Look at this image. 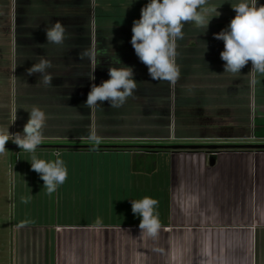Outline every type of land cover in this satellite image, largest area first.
Returning a JSON list of instances; mask_svg holds the SVG:
<instances>
[{"label":"crops","instance_id":"obj_1","mask_svg":"<svg viewBox=\"0 0 264 264\" xmlns=\"http://www.w3.org/2000/svg\"><path fill=\"white\" fill-rule=\"evenodd\" d=\"M237 2L207 0L220 13L207 30L185 22L170 82L151 79L130 43L147 0H0V135L22 133L34 106L47 117L36 153L5 144L28 201L7 222L8 264H264V148L246 147L264 144V75L251 61L223 73L213 35ZM56 21L62 45L46 41ZM40 60L52 65L51 85L27 73ZM109 67L132 68L136 89L121 107H85ZM57 153L68 176L49 195L30 161ZM145 196L158 201L156 241L140 236L131 211Z\"/></svg>","mask_w":264,"mask_h":264},{"label":"clouds","instance_id":"obj_2","mask_svg":"<svg viewBox=\"0 0 264 264\" xmlns=\"http://www.w3.org/2000/svg\"><path fill=\"white\" fill-rule=\"evenodd\" d=\"M258 3L259 0H239L231 5L236 13L234 18L226 28L213 34L215 39L223 41L224 44L220 52V59L224 62L223 73H241V69L251 61L250 71L264 75V5L258 6ZM217 9L208 7L207 0H147L140 10L139 19L132 23L130 43L138 60L147 67L151 79L174 82L179 77L180 69L175 62L176 41L183 39L182 29L185 22L207 30L211 19L220 15ZM212 13L215 15H211ZM44 31L47 43H64L65 28L61 22H52ZM51 66L50 61L40 60L32 64L27 73H39L42 83L51 85L52 76L47 73ZM108 76L109 78L99 85H91L85 107L92 109L105 101H108L112 108L121 107L137 87L130 67H109ZM90 79L94 80V75ZM28 113L29 119L22 133L0 135V152L5 150V144L11 140L21 151L36 153L42 143V129L47 117L43 110L35 106ZM89 140L93 142L91 150H97L100 140L94 134H90ZM30 166L44 182L43 188L49 195L56 191L68 176L59 153L54 161H45L32 155ZM157 205L158 201L149 196L131 200V211L140 218V236H147L152 241L158 239L162 228L156 211ZM96 223L99 225L101 220L97 218Z\"/></svg>","mask_w":264,"mask_h":264},{"label":"rangeland","instance_id":"obj_3","mask_svg":"<svg viewBox=\"0 0 264 264\" xmlns=\"http://www.w3.org/2000/svg\"><path fill=\"white\" fill-rule=\"evenodd\" d=\"M115 158L113 160L117 161ZM9 159L7 153L0 152V247L3 248L0 252V264L10 263L8 247L11 242V229L7 226V222L11 211L19 210L25 205L18 184L19 176H16L17 172L12 171Z\"/></svg>","mask_w":264,"mask_h":264},{"label":"water","instance_id":"obj_4","mask_svg":"<svg viewBox=\"0 0 264 264\" xmlns=\"http://www.w3.org/2000/svg\"><path fill=\"white\" fill-rule=\"evenodd\" d=\"M172 148H190V149H198V148H203V146L200 145H172ZM209 149L217 150V149H224V148H229L230 146L228 145H207L206 146ZM247 148H264V144L260 145H247ZM215 162V158H211V163Z\"/></svg>","mask_w":264,"mask_h":264},{"label":"trees","instance_id":"obj_5","mask_svg":"<svg viewBox=\"0 0 264 264\" xmlns=\"http://www.w3.org/2000/svg\"><path fill=\"white\" fill-rule=\"evenodd\" d=\"M2 103V104H1ZM1 103H0V113H4L5 112V110L7 109L6 107H5V100H4V98H3V100L1 101ZM3 113L1 114V115H3Z\"/></svg>","mask_w":264,"mask_h":264},{"label":"built area","instance_id":"obj_6","mask_svg":"<svg viewBox=\"0 0 264 264\" xmlns=\"http://www.w3.org/2000/svg\"><path fill=\"white\" fill-rule=\"evenodd\" d=\"M213 153H215V152H213Z\"/></svg>","mask_w":264,"mask_h":264}]
</instances>
